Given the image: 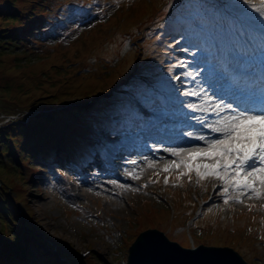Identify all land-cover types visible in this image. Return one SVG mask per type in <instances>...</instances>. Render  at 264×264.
<instances>
[{"label":"rangeland","instance_id":"rangeland-1","mask_svg":"<svg viewBox=\"0 0 264 264\" xmlns=\"http://www.w3.org/2000/svg\"><path fill=\"white\" fill-rule=\"evenodd\" d=\"M86 1L90 8H104L99 0ZM193 1L105 0L113 8L109 23L89 31L83 37L86 42H63L62 38V42L40 41L16 48L6 43L7 36L32 23L27 15L33 0H0V259L4 264H18L22 257L34 264H128L129 247L147 229H158L186 248L230 246L250 264H264V198L244 194L243 203L230 200L225 204L217 180L197 184L196 178L169 177L167 173L180 170L163 171L170 159L162 167L146 163L124 183L112 174L110 163L104 161L102 167L99 159L80 169H57L59 177L50 168L42 173L37 158L28 156L36 148L43 152L53 147L49 142L68 132L66 125L73 127L75 115L81 116L82 123L75 125L85 138L83 120L93 123L109 106L122 112L128 97L125 91L135 85L139 91L130 92L140 99L149 96L154 81L169 92H178L182 79L175 77L188 65L177 63L168 74L170 63L159 71L165 56L145 57L138 45L122 57V49L111 45L105 31L114 30L116 39L125 30L131 38L158 35L164 28L185 23L184 11L193 8ZM246 19L264 27L257 13ZM192 30L198 33L196 37L183 36L175 45L181 50L186 44L187 64L197 65L207 61L206 53L190 47H195L198 38L207 46L211 41L200 27ZM75 34L76 40L81 37ZM109 58L116 59V64L110 66ZM137 61L140 68L135 66ZM147 67L154 78L145 80L138 75L146 74H134ZM114 93L123 97L113 98ZM107 120L104 117L99 128ZM115 139H106L107 148L124 142ZM67 141L76 143L70 135ZM132 155L126 151L124 156ZM116 160L127 162L119 163L123 167L131 166L129 158ZM127 168L119 171L126 175ZM84 169L87 174L78 176Z\"/></svg>","mask_w":264,"mask_h":264},{"label":"snow or ice","instance_id":"snow-or-ice-1","mask_svg":"<svg viewBox=\"0 0 264 264\" xmlns=\"http://www.w3.org/2000/svg\"><path fill=\"white\" fill-rule=\"evenodd\" d=\"M243 2L256 9V5L250 3V0ZM256 10L261 22L264 23V0H261L260 8ZM177 63L183 65L185 62L179 60ZM182 75L195 76L196 73L187 72ZM175 79L179 80L180 76H176ZM201 91L204 89L201 88ZM183 95L197 93L185 91ZM204 100L214 101L205 111L215 113V120L207 122L206 119L196 117L208 130L207 133L196 134L191 131L187 133L188 137L202 142L204 146L201 147L198 143L192 147L166 148L165 151L178 157V160L165 164L163 171L180 169L177 180L181 176H188L191 180L190 173L195 172L197 184L205 178L219 180L222 183L219 194L222 195L225 204L230 200L243 203L241 197L244 194L258 199L264 198V92L258 98L252 96L239 103H228L207 94ZM187 107L195 110L198 105L190 103ZM130 163L135 165L137 161L133 160ZM148 163L150 167L155 166L154 161ZM138 178V175H133V179ZM165 183H168L167 177Z\"/></svg>","mask_w":264,"mask_h":264},{"label":"water","instance_id":"water-1","mask_svg":"<svg viewBox=\"0 0 264 264\" xmlns=\"http://www.w3.org/2000/svg\"><path fill=\"white\" fill-rule=\"evenodd\" d=\"M128 264L250 263L230 246L201 244L199 248H186L169 239L164 232L158 229H147L141 232L129 247Z\"/></svg>","mask_w":264,"mask_h":264},{"label":"trees","instance_id":"trees-1","mask_svg":"<svg viewBox=\"0 0 264 264\" xmlns=\"http://www.w3.org/2000/svg\"><path fill=\"white\" fill-rule=\"evenodd\" d=\"M18 32L19 31H15L14 35L7 36L8 40L6 43L15 45L16 48H18L20 46H23V47L29 46V44L26 40H18L17 38L13 37V36H16L18 34ZM30 40L33 41V38H30ZM75 116L77 118L81 117L80 115H75ZM72 126L73 127H69L66 125L68 132L64 131L66 133H64L58 141L55 140L52 143L49 142V145H52L53 147H47V148H45V151H43V152L36 148L35 151L33 152V155L30 154L28 156H30V158L33 160V159L37 158V156H40L41 154L48 155L50 153H53L56 150V148L57 149L61 148L63 151H72L73 150L72 148L74 147L75 143L67 141V136L70 135L75 140V137H78V136L74 133H79V132H77V130H79L78 126H76L75 124H72ZM74 126H76V127H74ZM27 260H28L27 263H30V264L36 263L35 261L31 262V260H29V259H27ZM24 262H26V261H24ZM24 262L21 261L20 259H18V264H25ZM0 264H4L2 259H0Z\"/></svg>","mask_w":264,"mask_h":264},{"label":"bare ground","instance_id":"bare-ground-1","mask_svg":"<svg viewBox=\"0 0 264 264\" xmlns=\"http://www.w3.org/2000/svg\"><path fill=\"white\" fill-rule=\"evenodd\" d=\"M246 74H248V71H245L244 76H246ZM215 90H216V97L219 98V99H223L224 93H223L222 89L221 88H215ZM231 101H233V100H231ZM189 128H191V126H189ZM169 132H171V131L169 130ZM202 132H204V131H201L200 133H202ZM171 134H173V133L171 132ZM181 135H184V134L181 133ZM182 143L189 144L191 147L192 146H196L198 143H199V146H201V147L204 146L202 142H197V141H195L192 138H190V139L189 138H186V137H181L180 139L169 138V139L165 140L162 143V145L160 147H158L154 152L157 155H159L161 157H164V158H166V157L175 158L170 153H168L167 151H165V149L168 148L171 145H180ZM158 144H161V143H158ZM155 153H153L151 155H154ZM117 154H118V157L121 158V159H124L126 157V156L122 155L120 152L117 153ZM140 164H141V162H140ZM115 178L117 180L121 181V182H124V183H128L129 182L128 177L126 175L122 174V173H119V172H116L115 173Z\"/></svg>","mask_w":264,"mask_h":264}]
</instances>
